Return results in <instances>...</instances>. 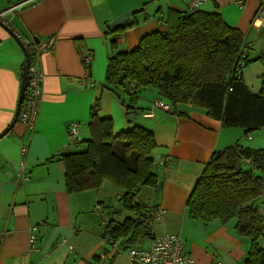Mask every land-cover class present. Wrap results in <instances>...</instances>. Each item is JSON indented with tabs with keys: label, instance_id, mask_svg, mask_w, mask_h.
Returning <instances> with one entry per match:
<instances>
[{
	"label": "crops",
	"instance_id": "1",
	"mask_svg": "<svg viewBox=\"0 0 264 264\" xmlns=\"http://www.w3.org/2000/svg\"><path fill=\"white\" fill-rule=\"evenodd\" d=\"M187 1L0 0V12L16 6L7 14V22L25 41L23 45L52 38L51 49L38 59L43 80L36 119L27 126L17 118L8 130L26 58L20 45L0 26V264H134L125 250L109 249L101 237L99 216L93 211L97 203H102L119 225L133 217L122 207L124 190L105 180L97 191L69 193L65 165L57 156L58 152L74 149L66 136L70 122L78 123L81 141L88 139L87 120L96 103L100 118L111 119L113 134L131 129L140 119H151L153 125L147 129L154 133L156 142L150 154L156 185L148 187L142 197L154 209L164 210L160 220L154 217L148 221L151 235H180L183 251L193 257V264H245L249 240L235 231L233 221L226 225L218 220L192 224L195 221L188 217L186 208L211 154L234 145L243 130L224 129L204 108L191 104H177L170 111L155 107L154 102L160 99L150 88L146 89L156 99L143 105L137 97L134 107L141 113L129 122L124 108L127 98L121 95L125 100L122 105L118 99L121 93L116 95L103 83L111 55L134 48L147 33L165 30L166 11H190ZM200 2L195 11L217 13L242 33L244 52L251 57L263 52L264 28L254 17L261 0ZM128 10H134L130 25L110 30L109 24ZM87 55L91 56L89 62L84 61ZM263 70L257 62L241 70L240 77L253 93L259 91ZM150 112L152 115H148ZM23 145L25 156L21 153ZM22 173L26 181L18 176ZM258 205L264 222V204ZM188 227L194 228L191 237L183 234ZM31 235L36 240L33 249L28 240ZM143 238V242L138 241L142 247L149 243V237Z\"/></svg>",
	"mask_w": 264,
	"mask_h": 264
},
{
	"label": "trees",
	"instance_id": "2",
	"mask_svg": "<svg viewBox=\"0 0 264 264\" xmlns=\"http://www.w3.org/2000/svg\"><path fill=\"white\" fill-rule=\"evenodd\" d=\"M164 16L165 30L143 35L134 48L108 59L104 87L121 93L122 105L121 95L127 98L126 112L137 110V90L150 88L171 110L177 104L204 108L222 128H240L245 136L264 129V70L257 93L248 90L240 77L252 63L264 69V50L253 57L244 52L242 33L217 13L168 10ZM98 108V103L90 108L88 139L79 146L70 144L74 149L57 156L65 165L69 193L97 188L105 180L124 190L122 207L134 216L126 218L113 235L123 236L125 247H132L133 235L152 237L148 221L153 213L131 203L137 187L156 185L150 155L155 137L139 125L113 134L111 119L100 118ZM211 155L189 194L187 215L205 223L233 221L235 231L249 240L245 264H264V222L258 208L264 204V149L234 144Z\"/></svg>",
	"mask_w": 264,
	"mask_h": 264
},
{
	"label": "built area",
	"instance_id": "3",
	"mask_svg": "<svg viewBox=\"0 0 264 264\" xmlns=\"http://www.w3.org/2000/svg\"><path fill=\"white\" fill-rule=\"evenodd\" d=\"M189 4V10L195 11V8L201 3L200 0H189L187 1ZM16 9V6H12L2 12H0V19L3 21L2 23L9 25L7 22V14L9 15L13 10ZM258 19L260 28H264V0H261L259 9L256 11L254 16ZM22 44L25 41H21ZM52 38L45 40V42H32L23 45L24 48L28 52L29 64H28V75L29 79L27 82L24 95L22 97V105L19 111V121L27 126H31L34 123L36 116L38 114L39 106H40V97L42 93L41 82L43 80V75L38 71V59L40 55L44 52H47L51 49ZM91 56H84V61L89 62L91 60ZM155 107L161 108L165 111H170V107L167 106L161 100L155 101ZM148 115H152L150 112ZM79 125L77 122H70L67 125V134L69 144L75 146H79L81 143V139L79 137ZM26 146H22L21 153L22 155H26ZM24 161L21 160V170L23 171ZM20 179L26 181L28 178L24 176V174L18 175ZM136 203H140V200L133 196L131 205L133 206ZM144 208V210L151 211L154 214L156 220H160L164 213V210L161 207H157L154 209V206L149 204L148 200L140 203ZM107 209L103 204L97 203L94 207V212L99 216V223L101 228V234L103 240L108 244L109 249H113L114 251L121 252L122 250H127L128 256L130 258V262L132 261L134 264H193V257L189 254H185L183 249V240L178 235L173 234H161L152 236L149 240L147 246L136 247V246H126L124 245V239L122 237H115L113 232L117 230L119 224L113 221L110 216V213L106 211ZM35 237L31 235L28 240L32 246L36 240ZM65 241V240H63ZM264 243L261 244L263 246Z\"/></svg>",
	"mask_w": 264,
	"mask_h": 264
},
{
	"label": "rangeland",
	"instance_id": "4",
	"mask_svg": "<svg viewBox=\"0 0 264 264\" xmlns=\"http://www.w3.org/2000/svg\"><path fill=\"white\" fill-rule=\"evenodd\" d=\"M153 27L154 26H152V28ZM152 28H150V29H152ZM150 29H148L147 31H150ZM163 30H164L163 28H160V29H157L156 31H163ZM259 81H260V77H259ZM136 97L140 98V102L143 105H145L146 103L152 101L153 99H156L154 94L149 89H146V88L140 89L139 93L136 94ZM138 125L142 126V127H145V128H149V127H152L153 124L151 123V119H140V121L138 122ZM261 132H264V129H260V130H257L255 132H252L248 136H245V135L242 134L240 136V138H239L240 140L237 141L235 144H240V145L242 144V146L254 148V150L258 149V148H264V137H263L264 135H261L262 134ZM83 139H85V138H83ZM80 148H82V147H80ZM148 187H153V186H145V185L141 186L140 185V187H137L135 189V191L133 192L135 197L139 198L140 203H143L142 195H144L143 192L145 190H149ZM97 188L90 189V190L91 191H95V190L97 191ZM198 223L199 222L195 221L192 224H198ZM193 226H195V225H193ZM183 234L191 237L194 234V228L193 227H188V229L186 231H184ZM143 239L144 238L141 237L140 235H133V237L131 239V241L133 243L132 245L137 246V247L140 246V244H138V241H139V243H141V242H143ZM144 246H146V245H144ZM124 252L128 256L127 250H125Z\"/></svg>",
	"mask_w": 264,
	"mask_h": 264
},
{
	"label": "water",
	"instance_id": "5",
	"mask_svg": "<svg viewBox=\"0 0 264 264\" xmlns=\"http://www.w3.org/2000/svg\"><path fill=\"white\" fill-rule=\"evenodd\" d=\"M134 12V10H128L124 13L121 14V16L119 15L118 17H116L115 20H113L110 24H109V29L110 30H115V29H118V28H126L130 25V16L131 14ZM3 21L0 19V26L9 33V35H11L14 40L20 45L19 47L22 48L23 52H24V55H25V58L24 59V64H23V69H22V74H21V84H20V92H19V97L17 98L18 101H17V107H16V111L15 112V115H14V118L11 122V124H9L8 126V130L13 126V124L16 123L17 121V117H18V114L20 111V107H21V102H22V97L24 95V91H25V88L27 85V82H28V79H29V75H28V64H29V57H28V52L27 50L23 47V44L21 42V39L19 38L18 35H16L8 26H6V24L2 23ZM37 42V41H36ZM141 113V110H136L134 112V114H131L129 113L127 115V119L129 122L132 121V119H134V117L137 115H139ZM8 130L5 131V133L8 132ZM160 182V181H159ZM158 182V183H159ZM160 184V183H159Z\"/></svg>",
	"mask_w": 264,
	"mask_h": 264
}]
</instances>
